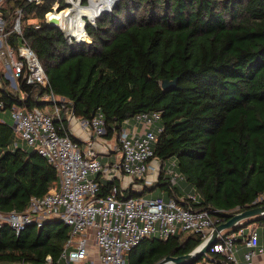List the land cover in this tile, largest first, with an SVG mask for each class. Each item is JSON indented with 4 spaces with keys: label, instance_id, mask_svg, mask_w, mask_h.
<instances>
[{
    "label": "trees",
    "instance_id": "1",
    "mask_svg": "<svg viewBox=\"0 0 264 264\" xmlns=\"http://www.w3.org/2000/svg\"><path fill=\"white\" fill-rule=\"evenodd\" d=\"M20 6L8 2L5 10ZM46 10L47 5L26 6L24 19H42ZM88 33L92 44L69 48L59 30L23 27L47 76V92L70 102L75 117L102 114L108 139L126 118L160 113L154 158L175 161L183 180L198 191L199 209L240 212L264 193V0H120ZM9 40L15 42L14 35ZM163 80H176V86L164 90ZM20 92L25 100L1 89L0 102L8 108L48 105L34 99L42 89L21 84ZM61 125L63 134L67 121ZM14 142L11 126L0 121L2 213L25 212L31 198H42L58 183L45 158ZM162 174L155 184L161 194L180 196ZM109 187L106 183L98 195ZM69 233L55 219L30 225L18 236L4 225L0 264H47L48 256L51 264H62L58 258ZM200 244L190 233L165 241L147 237L126 260L155 264Z\"/></svg>",
    "mask_w": 264,
    "mask_h": 264
},
{
    "label": "built area",
    "instance_id": "2",
    "mask_svg": "<svg viewBox=\"0 0 264 264\" xmlns=\"http://www.w3.org/2000/svg\"><path fill=\"white\" fill-rule=\"evenodd\" d=\"M8 2L24 6L11 12L5 10ZM119 3L120 0H0V90L7 88L9 93L16 92L20 100H25L21 84L39 88L43 93L34 99L48 104L28 109L25 103L8 108L0 102V108L3 114L10 111L15 137L45 158L58 177L57 185L46 195L31 198L25 212H0V227L8 226L18 236L28 226L40 227L48 219L63 223L70 233L58 258L62 264H128L127 253L147 237L165 241L180 233H190L199 236L203 244L217 225L227 221L226 216L238 213V209L233 213L199 209L194 206L199 198L184 190L177 198L166 199L163 194L156 198L142 196L145 189L155 186L161 173L170 186L183 181L174 160L154 158L153 146L162 132L158 112L140 113L122 121L116 133L120 159L113 162L101 160L110 156V150L102 145L106 129L99 112L90 120L79 121L85 131L91 132L85 148L71 139L68 126L67 132L60 134L61 121L74 117V111L70 102L46 91L47 76L23 37V27L59 30L69 48L90 45L93 41L88 28H97V20L104 14L112 15ZM44 5L47 10L42 19L34 15L24 19L26 6ZM11 35L15 42L9 40ZM13 146H18L16 140ZM125 179L129 185L139 184L141 194L131 196V192L122 190L118 181ZM106 183L110 184L108 192L98 195ZM261 203L264 193L248 207ZM239 237L246 248L244 263L253 264L258 254H264V247L259 245L257 230L244 223L234 231L219 233L214 245L194 264H240L235 246ZM46 262L51 264L49 256Z\"/></svg>",
    "mask_w": 264,
    "mask_h": 264
},
{
    "label": "water",
    "instance_id": "3",
    "mask_svg": "<svg viewBox=\"0 0 264 264\" xmlns=\"http://www.w3.org/2000/svg\"><path fill=\"white\" fill-rule=\"evenodd\" d=\"M175 86L176 80H163L161 82V88L164 90L173 89ZM157 187V185L153 186V188ZM226 218L227 221L217 225L205 243L200 244L190 253L176 257L167 256L155 264H194L214 245L219 233L229 230L234 231L240 223L248 225L255 221L264 220V205L248 207L234 215L226 216Z\"/></svg>",
    "mask_w": 264,
    "mask_h": 264
},
{
    "label": "crops",
    "instance_id": "4",
    "mask_svg": "<svg viewBox=\"0 0 264 264\" xmlns=\"http://www.w3.org/2000/svg\"><path fill=\"white\" fill-rule=\"evenodd\" d=\"M67 117V116H66ZM81 119L78 117H70L67 118V126L69 131L72 133V135L79 141L81 148H85L86 143L88 142V140L91 139V132L90 131H85L79 124V121ZM102 145L105 146L106 148H108L110 151V156H103L102 160H105L106 158H113V161H117L118 159H120V152L118 150L119 146L117 143V134L114 135L111 138H103V142ZM109 161V160H107ZM112 161V162H113ZM155 162H152V166L154 165ZM119 186L121 187L122 190H128L129 192H131L132 194L136 195H140L141 191L140 190H135L134 189V185L135 184H130L128 183V180L125 179L123 181H118ZM183 188V187H182ZM185 192H187L185 189H183ZM140 191V192H138ZM182 192V190H180ZM188 193V192H187ZM251 226L253 225V223L250 224ZM253 227V226H252ZM258 233V238H259V245L264 247V227L261 228V231L257 230ZM235 246L237 248V252H236V258L238 260V262L240 264H245L244 263V257L243 254L246 251V248L243 244L242 238H238ZM253 264H264V254H258L254 260H253Z\"/></svg>",
    "mask_w": 264,
    "mask_h": 264
},
{
    "label": "rangeland",
    "instance_id": "5",
    "mask_svg": "<svg viewBox=\"0 0 264 264\" xmlns=\"http://www.w3.org/2000/svg\"><path fill=\"white\" fill-rule=\"evenodd\" d=\"M111 15L109 14H104L102 15V17L97 20V23H99L102 19H108ZM0 120H4L7 124H9L10 126H12L14 124V121L13 119L11 118V115H10V111L9 110H6L5 111V114H3V112L1 111V116H0ZM15 140L17 141L19 147H24L25 145L20 141V139L18 137H15ZM120 154V153H119ZM114 159L113 158H106L105 160L103 161H107L109 160L110 162H112ZM102 160V158H101ZM141 186L137 183H135L134 185V189L135 190H139ZM177 187L180 189V190H183L185 189L188 193H192L193 195L197 196L198 198H200V195L198 193V191L195 189V187H193L190 183H188L187 181L183 180V181H179V184L177 185ZM183 187V188H182ZM153 188V187H152ZM150 188V189H145L142 193V196L145 197V198H156V197H161L162 194L160 192V188ZM253 223V227L256 229V230H259L261 231V228L264 227V220H260V221H255V222H252ZM87 264V263H86Z\"/></svg>",
    "mask_w": 264,
    "mask_h": 264
},
{
    "label": "flooded vegetation",
    "instance_id": "6",
    "mask_svg": "<svg viewBox=\"0 0 264 264\" xmlns=\"http://www.w3.org/2000/svg\"><path fill=\"white\" fill-rule=\"evenodd\" d=\"M259 205H264V203L258 204V206H259Z\"/></svg>",
    "mask_w": 264,
    "mask_h": 264
}]
</instances>
